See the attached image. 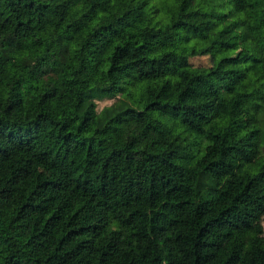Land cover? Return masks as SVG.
Instances as JSON below:
<instances>
[{"label":"trees","instance_id":"obj_1","mask_svg":"<svg viewBox=\"0 0 264 264\" xmlns=\"http://www.w3.org/2000/svg\"><path fill=\"white\" fill-rule=\"evenodd\" d=\"M0 264H264V0H0Z\"/></svg>","mask_w":264,"mask_h":264},{"label":"rangeland","instance_id":"obj_2","mask_svg":"<svg viewBox=\"0 0 264 264\" xmlns=\"http://www.w3.org/2000/svg\"><path fill=\"white\" fill-rule=\"evenodd\" d=\"M39 45V43H36ZM40 47L35 49L36 62L41 66L44 64L40 58ZM194 66L208 65L209 57L205 54L195 55L190 58ZM115 102L117 106H123L126 101L121 97L97 101L98 109L103 105ZM196 176L189 175L188 179L181 180L168 189L163 198L156 205L151 213V224L161 227L164 231L172 225L178 224L186 210H209L212 209L223 195L232 192L235 186L230 178H218V172L214 169L201 168L198 165Z\"/></svg>","mask_w":264,"mask_h":264}]
</instances>
